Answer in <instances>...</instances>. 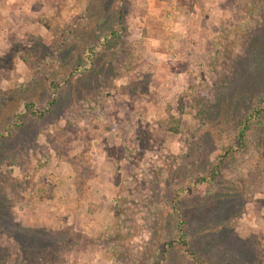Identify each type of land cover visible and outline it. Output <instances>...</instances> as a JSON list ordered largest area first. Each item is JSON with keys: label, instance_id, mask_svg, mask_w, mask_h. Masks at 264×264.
<instances>
[{"label": "rangeland", "instance_id": "1", "mask_svg": "<svg viewBox=\"0 0 264 264\" xmlns=\"http://www.w3.org/2000/svg\"><path fill=\"white\" fill-rule=\"evenodd\" d=\"M0 264H264V0H0Z\"/></svg>", "mask_w": 264, "mask_h": 264}, {"label": "trees", "instance_id": "2", "mask_svg": "<svg viewBox=\"0 0 264 264\" xmlns=\"http://www.w3.org/2000/svg\"><path fill=\"white\" fill-rule=\"evenodd\" d=\"M253 115H254V114H253ZM257 119H258V115L255 114L254 116L251 115V117H249V118L246 120L247 122L244 123V127H243V135L240 137V140H242V141L244 142V140H245V135H244V133H245L246 130L248 129V125H249L250 123L256 122ZM217 167H218V166H217Z\"/></svg>", "mask_w": 264, "mask_h": 264}]
</instances>
